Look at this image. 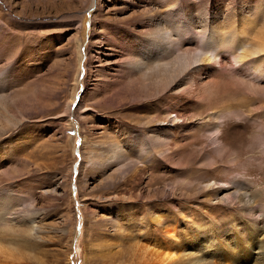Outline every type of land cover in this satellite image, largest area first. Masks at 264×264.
<instances>
[{
  "label": "rangeland",
  "instance_id": "rangeland-1",
  "mask_svg": "<svg viewBox=\"0 0 264 264\" xmlns=\"http://www.w3.org/2000/svg\"><path fill=\"white\" fill-rule=\"evenodd\" d=\"M185 39L200 65L153 84ZM259 46L264 0H0V264H167L142 254L213 230L264 264Z\"/></svg>",
  "mask_w": 264,
  "mask_h": 264
},
{
  "label": "bare ground",
  "instance_id": "bare-ground-1",
  "mask_svg": "<svg viewBox=\"0 0 264 264\" xmlns=\"http://www.w3.org/2000/svg\"><path fill=\"white\" fill-rule=\"evenodd\" d=\"M210 29L205 30L202 33V36L200 38L203 40L202 45L207 49L206 52L208 54H210L209 57L212 58L211 60H213L215 64H221L219 62L221 54L227 53V54H230L232 56V58L234 59V61L236 62V64H238L240 62V60L243 59V55H244L243 53L241 54L239 52L242 48V45L237 40V39H239L238 34L237 33H231L228 38L219 40L216 36L217 33L215 34V32L213 30H210ZM158 34L160 35L158 37H160L162 39H171V34H170V32H167V30L165 31L164 29L159 28ZM190 39L193 40V38H190ZM190 39H185L179 44V46L183 52H182L181 57H179L175 61V64L173 63V66L171 68L163 69V70H160V72H156V73H153L150 75L149 79L152 81L153 84H155V85L159 84V83L162 84V82H163V83H166L165 85H169L171 83H174L176 81V79H178L184 72L186 74V71H191L194 69V67H197L198 65H200L198 63L200 60L198 59V55L196 53V48L193 47ZM215 47H218L219 49H215ZM80 49H81V45L79 46V50ZM262 51H264V46H259L258 48H256L254 54L255 53L258 54V52L260 53ZM244 56L246 57V55H244ZM182 116H183L182 113H177V115H176V117H178V118H182ZM210 187H211L210 184L206 185V188H210ZM241 196H243V195H241ZM233 197L238 198L237 195H235ZM244 197H245V195H244ZM244 200H245V198L242 197L241 202L244 203ZM250 222L245 223L246 229H244V230L242 229V227H244L243 224L240 227H235V229H236L235 233L240 234V237H241L240 243L249 244L250 240H249L248 236L251 235L254 237L258 234V230H259V228L257 227L258 225L256 223L253 224ZM213 231H215V230H213ZM213 231L205 233V237L202 238V241L200 239H198L197 237H195V240L198 239L197 241L194 242L193 240H191L189 242L193 246L196 245L195 248L198 250L197 252L184 254L181 257H179V256H177V254L180 251V249H185L184 245H178L177 244L176 245L178 247L177 248L174 244H172L170 246H166V250L162 249V250H164V252L159 251V250H155V251L153 250L154 251L153 252L151 250L152 254H150L151 252L149 250H144V252L142 254L143 255L142 258L146 259L147 257L149 258V256H150L151 260L157 259L159 262H163V263L168 262L167 264H169L171 262L175 263V264H232V263H234V261L232 262V260H234L233 255H236L235 250L231 249L229 247L228 248L226 247L224 249V247L222 246V242H223L224 237L219 238V236H215V234H217V232H213ZM199 240L201 241V243H199ZM250 247L253 248L254 253H256L255 251H258L255 255H258L261 258H264V252L263 251H259L258 248H256V246H254V244ZM203 248L204 249L206 248L207 251L202 252ZM233 248H235V247H233ZM184 251H186V250H184ZM177 258H179V259L176 260ZM149 261H150V259H149ZM230 262H232V263H230Z\"/></svg>",
  "mask_w": 264,
  "mask_h": 264
}]
</instances>
